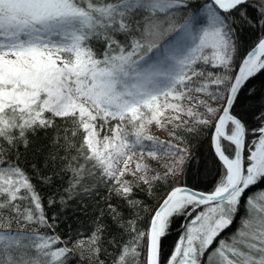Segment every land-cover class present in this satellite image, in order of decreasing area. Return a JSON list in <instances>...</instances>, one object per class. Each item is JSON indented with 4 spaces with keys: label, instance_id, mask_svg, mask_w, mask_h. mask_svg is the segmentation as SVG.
<instances>
[{
    "label": "snow or ice",
    "instance_id": "1",
    "mask_svg": "<svg viewBox=\"0 0 264 264\" xmlns=\"http://www.w3.org/2000/svg\"><path fill=\"white\" fill-rule=\"evenodd\" d=\"M261 77L264 0H0V264H68L77 250L99 264H264ZM201 138L210 191L186 183ZM29 150L43 154L31 175ZM159 183L171 187L144 221L138 191ZM85 200L90 231L66 241L60 213Z\"/></svg>",
    "mask_w": 264,
    "mask_h": 264
},
{
    "label": "trees",
    "instance_id": "2",
    "mask_svg": "<svg viewBox=\"0 0 264 264\" xmlns=\"http://www.w3.org/2000/svg\"><path fill=\"white\" fill-rule=\"evenodd\" d=\"M142 23H147L146 21H142ZM160 25V28L163 29L167 27V25L161 20L157 22ZM246 47L248 44L254 43L256 36L253 33L245 34ZM99 47H102L99 46ZM260 80H264V77H261ZM257 86H259V81L256 82ZM57 123H62L60 120H57ZM51 139V133L49 134V138ZM48 140L44 139L41 134L38 138H34V143L32 148H35L37 145H47ZM192 153L197 157V160L192 164L191 169L188 172L186 177V183L194 187L200 191H210L213 186V182L216 176V165L214 163V157L212 156L210 147L208 142L201 138L199 140H194L192 142ZM24 150L21 149V152ZM48 151L47 147L44 148V152ZM43 154L37 156L33 154L32 150H29L24 156L21 158V167L24 168L30 175L32 173V169L30 165L32 163H40L42 162ZM32 182L36 185L37 190L40 192L42 197L45 199L49 196L53 189L45 187L40 184L38 180L33 177ZM182 183L185 181H181ZM59 183V182H58ZM173 183H176V180H173ZM171 185H165L164 183H159L155 186L154 193L150 196L145 195L147 188H143L140 186V190L138 191L139 199L146 206V211L142 213L144 221L148 219L149 213L155 209L158 203L163 199L165 194L168 192ZM84 203L88 204V208L86 210L83 209V206L77 204L75 201L71 202V206L67 209V211L60 213V224L59 227L56 228V232L60 235L64 240H71L73 238H78L77 233H81L87 235L90 231V221L92 220L95 213L93 212V204L92 202L85 200ZM73 209H78L74 211ZM50 213L57 212V209L48 210ZM85 212L87 214H85ZM125 215H128L127 210L125 209ZM144 221L141 222V226L143 227ZM105 222L109 225V233L105 234V239L103 241V247L108 250V252H112V246L108 244V238L111 233H116L118 229L112 223V221L105 217ZM186 220L184 218H176L173 221L171 234L167 237L164 242V254L167 255L175 242L178 239V236L181 232V226L184 224ZM13 230L17 228V225L13 224ZM23 231L28 232L31 231L30 227L23 228ZM71 246V245H69ZM100 259L106 260L107 257L103 252H101ZM68 264H99V261L90 259L88 250H83V254L81 251H73V253L68 257Z\"/></svg>",
    "mask_w": 264,
    "mask_h": 264
},
{
    "label": "rangeland",
    "instance_id": "3",
    "mask_svg": "<svg viewBox=\"0 0 264 264\" xmlns=\"http://www.w3.org/2000/svg\"><path fill=\"white\" fill-rule=\"evenodd\" d=\"M152 132H153L154 135L159 136V137H160L161 139H163V140H168V139H170V137H168V135H167L166 132L157 130V128H156L155 126L152 127ZM152 166H153L154 168H156V170H157L158 172L163 173L164 169L158 167L154 162H153V165H152ZM141 186H142L143 188H147V186H145V185H141ZM158 204H159V203H158Z\"/></svg>",
    "mask_w": 264,
    "mask_h": 264
},
{
    "label": "water",
    "instance_id": "4",
    "mask_svg": "<svg viewBox=\"0 0 264 264\" xmlns=\"http://www.w3.org/2000/svg\"><path fill=\"white\" fill-rule=\"evenodd\" d=\"M166 195H167V193L165 194V196H166ZM165 196H164V197H165ZM164 197H163V198H164ZM161 201H162V200H161ZM161 201H160V202H161ZM160 202H159V203H160Z\"/></svg>",
    "mask_w": 264,
    "mask_h": 264
}]
</instances>
